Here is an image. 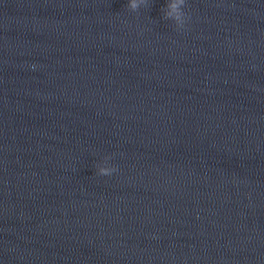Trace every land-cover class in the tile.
Returning <instances> with one entry per match:
<instances>
[{
    "label": "water",
    "instance_id": "95a60500",
    "mask_svg": "<svg viewBox=\"0 0 264 264\" xmlns=\"http://www.w3.org/2000/svg\"><path fill=\"white\" fill-rule=\"evenodd\" d=\"M164 5L0 0V264H264V0Z\"/></svg>",
    "mask_w": 264,
    "mask_h": 264
},
{
    "label": "clouds",
    "instance_id": "9594fccd",
    "mask_svg": "<svg viewBox=\"0 0 264 264\" xmlns=\"http://www.w3.org/2000/svg\"><path fill=\"white\" fill-rule=\"evenodd\" d=\"M145 3V0H127V7L136 11ZM185 0H165L163 7V18L174 23L175 27L183 29L186 24V14L184 12ZM110 157L105 156L95 165L96 173L100 176H110L117 171L114 164L110 163Z\"/></svg>",
    "mask_w": 264,
    "mask_h": 264
}]
</instances>
